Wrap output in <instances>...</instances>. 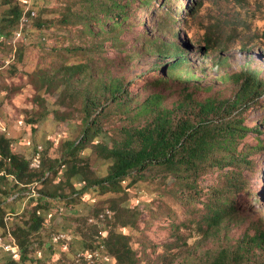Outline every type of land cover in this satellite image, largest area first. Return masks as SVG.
Returning a JSON list of instances; mask_svg holds the SVG:
<instances>
[{
  "label": "rangeland",
  "instance_id": "374dc122",
  "mask_svg": "<svg viewBox=\"0 0 264 264\" xmlns=\"http://www.w3.org/2000/svg\"><path fill=\"white\" fill-rule=\"evenodd\" d=\"M5 1L0 0V133L28 162L41 147L38 168H29L41 167L37 175L48 177L1 204L13 230L40 199L43 224L27 236L30 262L24 264H75L74 253L96 248L107 232L127 237L136 264H264V251L250 241L264 231V94L232 114L249 129L237 151L251 164L241 171L242 190H234L235 212L218 227H209L207 206L225 188L228 168L207 169L193 192L161 170L143 180L126 178L118 191L90 187L109 172L103 147L121 140L124 127L145 123L135 114L151 95L160 94V105L169 110L182 100L183 89L196 103L232 99L238 90L233 77L246 69L264 81V0ZM114 3L121 11L107 8ZM13 6L35 16L23 27L9 25L4 20ZM165 44L181 51L201 75L196 86L164 82L173 58L162 53ZM224 59L226 65L212 68ZM91 120L97 135L71 154L69 145ZM85 183L87 191L79 192ZM105 210L111 217L99 220ZM58 233L68 234L73 244H51Z\"/></svg>",
  "mask_w": 264,
  "mask_h": 264
},
{
  "label": "trees",
  "instance_id": "16d2710c",
  "mask_svg": "<svg viewBox=\"0 0 264 264\" xmlns=\"http://www.w3.org/2000/svg\"><path fill=\"white\" fill-rule=\"evenodd\" d=\"M5 3L9 5L11 2L7 0ZM110 7H115L120 11V8H123L115 3L107 7L112 11ZM23 14L19 8L9 7L4 22L9 25L17 23L19 25ZM107 16L111 17L110 13ZM113 22L115 28H120V20ZM173 47V45L166 44L161 47L162 53L173 56L164 82H176L181 79L184 83L194 84L200 81L201 75L188 65L183 53L173 50ZM224 64H227L226 59L219 61L218 64H213L212 68L215 69L217 65ZM233 78L238 84V90L232 99L223 100L209 97L196 103L187 93L188 89H183L182 100L176 102L175 106L168 110L163 109L160 105L162 98L160 94L151 95L150 99H146L141 104V110L135 114V116L140 114L141 117L146 118L145 123L139 127H124L121 129V140L113 141L110 148L103 147V158L111 160L109 172L106 177L91 181L90 187L103 192L118 191L121 181L126 178L143 180L149 171L161 170L165 175L172 176L173 180L182 184V187L193 192L198 179L207 169L228 168L230 177L226 178L225 188L218 189L207 206L209 227L221 225L235 212L232 196L234 190L236 192L242 190L241 171L251 164L244 152L237 151L240 141L244 139L249 129L242 126V123L232 117V114L255 97L264 94V81L258 78L257 72L246 69V71H240ZM117 90L118 88L115 87V93H118ZM88 103L94 106L93 102L87 101ZM119 105L121 108L125 107L124 104L119 103ZM85 108L88 117H90L88 105ZM87 125L80 140L69 145L71 154L82 149V144L87 143L91 136L97 135L96 131H91L96 126V121L91 120ZM254 132L258 133V130L255 129ZM29 167L28 161L13 152L11 140L5 134L0 133V227L2 228L0 236L5 237L9 233L19 247V252L13 256L1 254L0 264L30 262L26 246L27 236L29 232H38L43 224V216L38 210L40 199L34 201V207L28 218H24V220L22 218L15 224L13 230L9 229L5 223L6 219L2 217L5 212H3L1 204L8 197L15 195L17 198L18 191H24L37 181L43 183L48 178L46 174L40 177L37 175L41 167L39 169H30ZM87 185L85 183L79 192H86ZM42 196L55 198L43 192ZM189 197L191 198V195ZM8 210L13 215L19 214L12 208L8 207ZM106 234L100 239V244L98 243L96 246L104 247L105 251L112 256L113 264L137 263L135 252L130 248L127 237L108 232ZM50 241L53 245L60 243L65 246L69 245L63 242L54 243L52 237ZM250 241L252 247L264 251V231L256 232ZM76 253L77 251L73 257ZM246 256L244 254L241 258L245 259Z\"/></svg>",
  "mask_w": 264,
  "mask_h": 264
},
{
  "label": "built area",
  "instance_id": "2783aa9c",
  "mask_svg": "<svg viewBox=\"0 0 264 264\" xmlns=\"http://www.w3.org/2000/svg\"><path fill=\"white\" fill-rule=\"evenodd\" d=\"M34 16H35V13L33 11H31L29 14L25 12L22 18L20 19L19 25L25 26L29 22V19ZM5 64H8V62H5ZM40 150H41V147L39 146L34 149V152H36V159H30L29 166H34L38 168V165L40 164V161H41ZM99 215H100V220H104L106 218H110L112 213L108 210H105L101 212ZM89 222H92V220L89 219ZM72 240L73 238L70 237L68 234L60 233L59 240H52V241L54 243H57V242L71 243ZM18 252H19V247L17 246V244L15 243V240L12 238V236L9 233L5 237L0 236V254H9L13 256L14 254ZM84 254H93V261H89L88 264H107V259L111 257L105 251V249H96L93 251V253H81V256H84ZM74 263L80 264V258L77 259Z\"/></svg>",
  "mask_w": 264,
  "mask_h": 264
},
{
  "label": "bare ground",
  "instance_id": "6f19581e",
  "mask_svg": "<svg viewBox=\"0 0 264 264\" xmlns=\"http://www.w3.org/2000/svg\"><path fill=\"white\" fill-rule=\"evenodd\" d=\"M21 27H23V26H21ZM0 129H2V128H1V125H0ZM2 130H4V129H2ZM35 159H36V158H35ZM31 167H34V166H31ZM35 168H36V167H35ZM30 189H31V188H30ZM28 190H29V189H28ZM30 192H32V191H30ZM99 218H100V216H99ZM59 237H60V233L55 234V235L52 236V240H59ZM65 244H69V243H65ZM99 244H100V243H99ZM96 249H104V247H103L102 245H99L98 247H96V248H94V249H91V250H88V251H85V252H79V253H76V254H75V257H73V258H74V262H75L77 259L80 258V264H88L89 261H93V254H84V256H81V253H93V251L96 250ZM80 256H81V257H80ZM110 261H111V259L108 258V259H107V264H110Z\"/></svg>",
  "mask_w": 264,
  "mask_h": 264
}]
</instances>
